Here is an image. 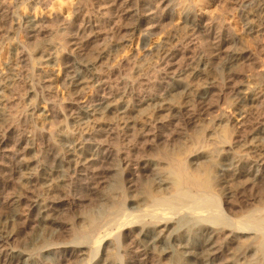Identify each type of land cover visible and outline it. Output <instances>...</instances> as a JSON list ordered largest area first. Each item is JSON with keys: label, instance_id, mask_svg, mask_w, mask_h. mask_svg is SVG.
<instances>
[{"label": "bare ground", "instance_id": "bare-ground-1", "mask_svg": "<svg viewBox=\"0 0 264 264\" xmlns=\"http://www.w3.org/2000/svg\"><path fill=\"white\" fill-rule=\"evenodd\" d=\"M222 3L0 0V264H264V0ZM193 107L215 149L153 162Z\"/></svg>", "mask_w": 264, "mask_h": 264}, {"label": "rangeland", "instance_id": "rangeland-1", "mask_svg": "<svg viewBox=\"0 0 264 264\" xmlns=\"http://www.w3.org/2000/svg\"><path fill=\"white\" fill-rule=\"evenodd\" d=\"M229 1L231 0H223V3L216 7V9L218 11H227L228 10V5H229ZM55 36V35H54ZM53 36V37H54ZM49 38L42 40L41 44L42 45L44 42L43 41H48ZM63 39V36L58 35L56 37V40L61 41ZM2 43V41H0V44ZM106 45V43H104L103 45H101V47H104ZM39 47V46H37ZM156 61L154 58L149 60V65L151 67H153V69L150 71L149 76L152 78H156L159 75V70L157 72V69L155 66H152L151 64H153V62ZM222 64L221 62H217L212 68H211V73L216 76L217 78L221 77V74L223 72L222 70ZM223 77V76H222ZM221 77V78H222ZM29 103V101L26 102V100H23V102L19 105V108L23 105V107H25V105H27ZM195 112L197 113V109H192V114L191 115H187V116H182L181 117V121L178 122L174 127H172L170 129V133H176V137L175 140L172 141L169 145H161L159 147H157L158 149V153L155 154L153 153L152 156H147L149 157L153 162L156 163H160L159 161H161L160 157L158 156L159 153L161 152H165V151H173V150H177V149H181L187 146H191L190 140H192L194 137L198 136V135H206L207 139L210 140L211 142H207L206 147H208L209 149H211L213 147V149H215L214 147V142L213 139H217V136L222 134V129H224L225 127V123L221 124H213L214 121L212 120H207L206 122L202 121L201 124L199 125H187V119L189 117H191L192 115L195 114ZM217 114H213L212 118H216ZM64 125L65 123L60 120L58 121V128L57 130L62 131L64 130ZM72 125L71 127L73 128ZM213 133H215V135H213ZM213 144V145H212ZM102 181H104V183H102V185H100L98 187L97 190L91 191V192H86L83 193L79 196V203L77 205V208L75 209V211L73 212V214L71 215L72 218H75L77 220H79V223H81V219L83 217H87V216H96V215H102L103 214V210H104V202L103 199L107 198V197H117L118 195L114 194L113 192H109V185L114 184L117 185L118 182H120L122 184V181L120 178L116 179L114 174H110L109 176H106L105 178H102ZM101 181V182H102ZM110 185V186H111ZM264 187H261L262 190ZM261 190V191H262ZM81 226V224H80ZM24 239V238H23ZM21 240V248L24 249L26 246L25 244V239ZM74 238H68V241H74ZM80 240H77V242H79ZM24 243V244H22ZM23 245V246H22ZM79 264V263H76Z\"/></svg>", "mask_w": 264, "mask_h": 264}]
</instances>
